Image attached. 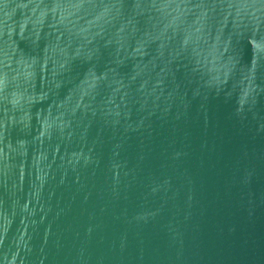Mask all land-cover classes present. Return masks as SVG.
I'll list each match as a JSON object with an SVG mask.
<instances>
[{
    "label": "water",
    "instance_id": "1",
    "mask_svg": "<svg viewBox=\"0 0 264 264\" xmlns=\"http://www.w3.org/2000/svg\"><path fill=\"white\" fill-rule=\"evenodd\" d=\"M0 264H264V0H0Z\"/></svg>",
    "mask_w": 264,
    "mask_h": 264
}]
</instances>
